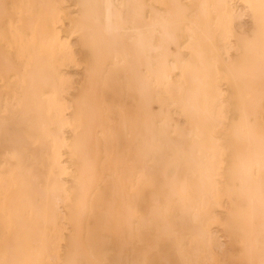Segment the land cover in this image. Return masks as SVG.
Returning <instances> with one entry per match:
<instances>
[{
	"label": "bare ground",
	"instance_id": "1",
	"mask_svg": "<svg viewBox=\"0 0 264 264\" xmlns=\"http://www.w3.org/2000/svg\"><path fill=\"white\" fill-rule=\"evenodd\" d=\"M0 264H264V0H0Z\"/></svg>",
	"mask_w": 264,
	"mask_h": 264
},
{
	"label": "rangeland",
	"instance_id": "2",
	"mask_svg": "<svg viewBox=\"0 0 264 264\" xmlns=\"http://www.w3.org/2000/svg\"><path fill=\"white\" fill-rule=\"evenodd\" d=\"M242 7V5L240 6V8ZM243 8V7H242ZM243 12L245 13V17L243 18V30L245 31V32H251V30H252V22H251V19H250V17H249V13L247 12V10L246 9H244L243 10ZM73 43H75V42H73ZM75 49H76V47H74ZM75 78L78 80V79H80V75H76L75 76ZM250 202L248 201V204H249ZM258 204V203H257ZM256 204L254 203V206H255ZM256 208H257V206H256ZM260 209V208H259ZM259 209H257V210H259ZM261 210V209H260ZM218 235L221 237L220 239H221V241L225 244V249H228L229 248V243H230V239L227 237V234L223 231V230H221V231H219V233H218ZM225 237V238H224ZM227 239H229V240H227ZM225 240H226V242H225ZM227 241H228V244H227ZM228 246V247H227ZM227 247V248H226ZM244 247H245V245H244Z\"/></svg>",
	"mask_w": 264,
	"mask_h": 264
}]
</instances>
